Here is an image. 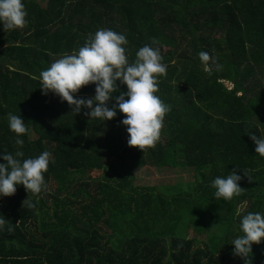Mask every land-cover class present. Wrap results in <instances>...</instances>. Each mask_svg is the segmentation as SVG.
Masks as SVG:
<instances>
[{
    "label": "trees",
    "instance_id": "obj_1",
    "mask_svg": "<svg viewBox=\"0 0 264 264\" xmlns=\"http://www.w3.org/2000/svg\"><path fill=\"white\" fill-rule=\"evenodd\" d=\"M22 3L26 23L0 30V152L20 147L26 158L47 150L51 158L39 193L18 185L0 196V264H264V238L247 258L230 252L240 216L264 213V157L248 135L264 136V0ZM98 28L125 35L129 61L149 44L167 65L154 94L169 110L151 147L127 145L119 112L89 119L87 109L72 113L41 92L40 71ZM199 51L221 70L206 72ZM122 91L117 81L113 95ZM93 94L90 83L73 95ZM9 112L25 122L22 146ZM142 166L190 168L194 179L136 185ZM231 170L241 175V192L214 198L210 181Z\"/></svg>",
    "mask_w": 264,
    "mask_h": 264
},
{
    "label": "clouds",
    "instance_id": "obj_2",
    "mask_svg": "<svg viewBox=\"0 0 264 264\" xmlns=\"http://www.w3.org/2000/svg\"><path fill=\"white\" fill-rule=\"evenodd\" d=\"M25 17L22 0H0V30L22 27L26 23ZM126 44L123 33L98 28L85 38L78 49L61 55L42 69L39 83L42 94L51 92L61 101H66L72 113L87 109L84 115L101 121L112 119L117 112L123 114L120 124L125 126L127 145L143 150L158 140L164 115L169 110L168 105L154 94L157 75H164L167 65L162 63L160 50L149 44L140 46L129 61L124 47ZM197 55L206 72L211 65L215 66V70H221L222 65L206 51H199ZM117 81L126 86V91L113 95L117 91ZM90 83L94 85L91 97H74V93ZM6 115L8 129L14 133V144L22 146L24 140L21 136L27 132L24 120L12 112ZM248 135L253 141L255 154L264 157V136ZM22 157L20 147L14 153L0 152L3 161L0 162V196L12 195L18 185H23L27 193L35 195L44 186L43 173L47 170L50 152L44 150L34 157ZM240 180L241 175L235 170L213 177L210 181L214 189L213 197L227 201L238 195L242 190L238 184ZM25 203L31 207L27 199L22 201L23 206ZM5 223L6 220L0 216V229ZM238 229L240 234L231 240L233 247L230 252L247 258L251 244L260 243L264 238V213L249 211L241 215ZM7 231H12L11 223L7 225Z\"/></svg>",
    "mask_w": 264,
    "mask_h": 264
},
{
    "label": "rangeland",
    "instance_id": "obj_3",
    "mask_svg": "<svg viewBox=\"0 0 264 264\" xmlns=\"http://www.w3.org/2000/svg\"><path fill=\"white\" fill-rule=\"evenodd\" d=\"M41 2L42 0H37ZM229 85V84H227ZM231 88V86L229 85ZM135 183L136 185H165V184H175L178 182H188L194 179V173L190 168H179L172 169L166 167H152V166H142L135 171ZM108 177V173L101 174ZM217 224L212 228L215 231Z\"/></svg>",
    "mask_w": 264,
    "mask_h": 264
}]
</instances>
